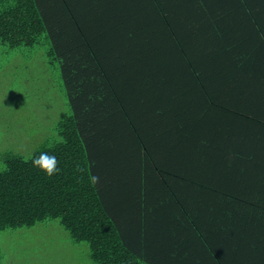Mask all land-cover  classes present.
I'll use <instances>...</instances> for the list:
<instances>
[{
    "label": "trees",
    "instance_id": "16d2710c",
    "mask_svg": "<svg viewBox=\"0 0 264 264\" xmlns=\"http://www.w3.org/2000/svg\"><path fill=\"white\" fill-rule=\"evenodd\" d=\"M145 1L142 9L135 0L124 7L105 0H0V43L34 47L44 39L49 64L59 65L73 112L58 126L62 143L33 156L55 154L58 174L49 177L32 159L7 156V169L0 172V233L57 220L74 243L91 246L95 264H192L171 261L172 253L182 254L175 252V239L182 237H173L171 229L184 221L195 229L203 226L192 205L181 199V184L201 187V178L221 173L188 168L189 162L212 163L211 152L218 148L210 138H195L182 129L208 115L202 118L203 106L195 102L211 76V52L195 43L191 29L197 18L185 8L200 0ZM229 1L237 2L236 14L243 10L264 18V0ZM111 8V17L119 19L109 23ZM124 16L131 22L122 35ZM145 59L154 70L146 85L131 74ZM153 83L157 100L145 96L139 101ZM229 152L247 162V173L237 170V177H256L258 171L250 166L264 164V145L230 146ZM219 158V164L227 163L228 154ZM93 175L98 183L90 182ZM246 185L242 204L251 230L242 228L241 237L220 244L215 239L224 242L223 235L210 240L198 233L205 248L189 261L206 264V252L209 264H264V202L249 196L259 186ZM158 246L165 248L162 255Z\"/></svg>",
    "mask_w": 264,
    "mask_h": 264
},
{
    "label": "crops",
    "instance_id": "0c3cea01",
    "mask_svg": "<svg viewBox=\"0 0 264 264\" xmlns=\"http://www.w3.org/2000/svg\"><path fill=\"white\" fill-rule=\"evenodd\" d=\"M100 1L102 0H97L99 4ZM105 1L116 6L121 4L124 7L132 0ZM145 2L149 3L145 0H135L134 3L137 7L142 4L143 9ZM236 3V1L227 3L226 0H200L185 6L186 10L190 12V17L197 18L192 23L193 28L191 29L194 32L195 43L203 51L211 52L212 72L211 76H208L204 81L203 87L199 88L198 100L195 102L203 106L201 111L204 109L205 112L202 118L208 114L206 119L192 120L196 123L194 127H192L193 124H182V129H184L183 131L190 130L191 133L196 134L195 138H210L215 141L218 148V151L214 149L211 152L212 163L208 161L203 163L187 162V166H189L188 168L201 167L205 171H212V168L219 169L221 173H214L213 177L206 174L207 176L200 179L201 187L193 184L190 186L187 181L178 188L181 199L183 198L192 205L193 213L195 216H199V221L203 226L200 225L202 230L195 229L192 222L184 221L171 229L173 237L174 235L182 237L181 241L174 238L177 245L175 252L177 249L182 250V254L172 253L170 255V259L174 263L179 260L195 264L189 260L194 259L196 250L199 253L205 248L204 237H198V233H204L210 240L215 235L221 234L224 236V242H217L215 239L216 244H220L238 238L242 228L246 227L251 230V220H249V215L243 209L244 205L242 204L248 195L243 193V185L259 186L255 187L256 189L253 188V194H249V196L254 201L264 202V164L250 166L251 171L253 169L258 171L256 177L250 175V177H237V170L247 173L248 170L244 169L247 162L238 154L234 155L233 153L232 157H229L230 146L236 150L237 147L255 148L258 144L264 145V18L247 16L248 14L243 10L240 14H236ZM112 11L110 17L114 14L113 9ZM124 17L125 28L121 29L122 35L131 22L126 19L127 16ZM140 18L141 21L144 20L143 14L140 15ZM118 19V17H111L108 22H116ZM147 69L145 59L139 66H136L131 74H138L146 85V76L148 74L153 76L149 72L150 70L154 71L151 68ZM112 75L115 77L114 72ZM155 85L156 83H153V88L145 89L143 92H147L142 93L139 101L144 100L145 96H150L154 101L157 100L158 89L155 88ZM176 91L174 92L176 93ZM174 100L181 102V98L176 97ZM141 106H145V104ZM160 116L163 117L161 112ZM153 118V116L146 115L145 119ZM206 122V130L200 132ZM247 140H251L252 143H247ZM224 152L228 154L227 163H224L227 167L224 164H219V161L221 162L219 157ZM228 161L233 164H228ZM237 162L239 163L237 164ZM260 185L263 187L261 188ZM177 213L174 212V214ZM236 216L239 219L237 224ZM162 249L165 248L162 246ZM162 249L158 246L157 253L162 255ZM204 258L206 264H209V255L207 256L206 252H204Z\"/></svg>",
    "mask_w": 264,
    "mask_h": 264
},
{
    "label": "rangeland",
    "instance_id": "374dc122",
    "mask_svg": "<svg viewBox=\"0 0 264 264\" xmlns=\"http://www.w3.org/2000/svg\"><path fill=\"white\" fill-rule=\"evenodd\" d=\"M49 44L11 48L0 43V165L8 155L25 160L57 142L58 126L73 112ZM4 171V170H3ZM1 172V171H0ZM0 264H95L88 243L76 244L59 223L0 233Z\"/></svg>",
    "mask_w": 264,
    "mask_h": 264
},
{
    "label": "clouds",
    "instance_id": "9594fccd",
    "mask_svg": "<svg viewBox=\"0 0 264 264\" xmlns=\"http://www.w3.org/2000/svg\"><path fill=\"white\" fill-rule=\"evenodd\" d=\"M57 142H62V138L57 137ZM31 163L34 167L42 170L47 176L51 177L58 174L61 169L59 167V161L55 154H50L49 152H41L35 158H32ZM6 170L3 165H0V171ZM98 176H91L89 180L91 183L95 184L99 182Z\"/></svg>",
    "mask_w": 264,
    "mask_h": 264
}]
</instances>
